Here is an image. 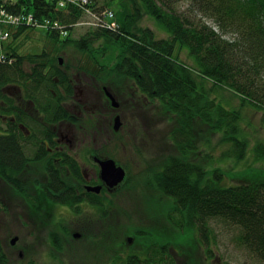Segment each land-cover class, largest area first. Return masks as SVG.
<instances>
[{"label":"trees","instance_id":"1","mask_svg":"<svg viewBox=\"0 0 264 264\" xmlns=\"http://www.w3.org/2000/svg\"><path fill=\"white\" fill-rule=\"evenodd\" d=\"M31 17L32 21L27 20ZM146 17L167 36L160 37V32L144 26ZM32 29L45 30L42 39L47 45L41 52L26 56L17 42H23L24 34ZM77 29L82 31L78 36ZM228 33L235 37L227 38ZM71 50L80 53L79 60L61 63L60 54ZM182 52L191 58V64L182 61ZM0 59L5 60L0 64V102L9 105L7 113H13V101L3 90L11 83L21 85L33 101L35 96L37 100L39 95L48 94L49 102L36 101L37 108L55 104L59 108L45 115L40 124V119L28 112H15L18 125L24 123L28 130L22 131L10 121L19 132L0 135V183L24 198L25 209L43 212V224L46 220L49 226L47 216L56 214L54 204L58 201L74 207L78 201L75 193L55 200L49 195L51 185L39 175L34 178L32 172L34 167L40 168L36 174L44 167L50 172L57 168L51 159L42 158L46 155L43 146L53 141L50 127L69 114L59 105L67 98L59 92L53 95L50 89L61 86L70 96L75 72L107 83L105 87L121 102L127 96L129 101L158 102L164 111L176 114L179 127L170 137L183 155H199L196 131L200 122L207 123L211 134L221 131L220 144H231V153L221 150L219 158L212 149L201 161L196 158L190 162L170 157L162 170H151L149 176L177 207L171 212L178 230L197 232L207 255L214 258L219 248L218 231L226 229L235 248L264 262V181L251 178L243 184L228 183L231 164L227 163L226 169L221 164L227 156L239 160L253 157L264 164L263 140L259 138L249 147V138L257 136L252 126L246 127L250 136L245 133L241 115V108L253 107L264 116V0H0ZM226 89L239 99L240 108L226 106L219 97ZM3 111L0 107L5 114ZM36 162L41 167L34 165ZM213 163L217 166L208 168ZM70 167L74 169L75 162ZM249 171L252 176L253 171ZM23 176L32 181L25 183ZM126 178L127 174L123 182ZM50 206H54V213L49 212ZM6 214L0 194V219ZM48 234L57 252L64 248L58 232ZM136 235L134 251H129L132 258L125 264H188L181 257L174 260L169 249L155 239L139 232ZM88 254L86 251L80 257ZM7 263L5 241L0 236V264Z\"/></svg>","mask_w":264,"mask_h":264},{"label":"rangeland","instance_id":"2","mask_svg":"<svg viewBox=\"0 0 264 264\" xmlns=\"http://www.w3.org/2000/svg\"><path fill=\"white\" fill-rule=\"evenodd\" d=\"M114 8L117 9V6ZM203 21L215 27L209 19ZM142 24L155 29L157 33L160 32L151 18L146 17ZM80 33L82 31L77 29L75 35L78 36ZM158 36L167 35L160 32ZM24 37L23 42L19 40L17 43L20 44L21 50L26 56L27 53L41 52V48L47 45V40L46 45H44L42 39L45 38V30L43 29L28 30ZM226 37L232 39L235 36L228 33ZM59 58L63 64L68 61L73 63L79 60L80 53L71 50L68 54H60ZM180 58L187 64L192 63L186 52H182ZM74 65H78V63H74ZM78 79L79 82L74 97L67 104L70 105L69 109L72 114V117L68 118L70 120L78 116V111L76 112L74 106L77 103L75 98L80 95V92L83 96H95L92 89H98L100 93H103L102 87L107 86V83L88 80L83 74H80ZM82 79L87 81L82 82ZM122 82L127 81L122 80ZM12 87L13 85H7L3 90L4 93L8 95L10 91L13 92ZM220 93L219 97H223L226 106H234L237 109L241 107L239 99L231 96L230 90L226 89V92ZM114 97L121 101L118 96L115 95ZM89 105L92 108L96 106L101 111L103 110L99 99L95 106ZM0 107L6 111L3 112L8 116L6 122L9 125H6L4 121H0V135L4 133L13 135L14 132H19V129L10 124L11 113H7L10 108L9 105L0 102ZM116 109H114L115 113L117 112ZM50 113V110H48L45 115ZM119 113L122 116V120L120 119L121 127L118 132L114 131L113 142L110 143L112 146L111 154L116 161L124 165L127 178L124 184L117 188V193L108 200L109 203L114 198V208L111 207L112 214H92L89 217H84L73 213L64 214L57 210L55 215L48 214L49 226H47L46 220L44 224L41 220L42 215H44L43 212L34 213L29 209H25L24 198L13 195L1 182V200L7 208V214L5 219H0V236L1 240L5 241V252L9 258L7 264H125L127 258L122 260L121 254H125L126 251L130 250L134 251L136 232L144 236L145 231H147L150 240L155 239L164 249L167 250L168 248L171 255H176L178 261L181 257L182 262L185 261L188 264H264L263 261L251 254L235 248L229 230L226 229L218 231L219 248L216 250L214 258L207 255L205 249L197 240L199 237L197 232L186 228H179L178 230V223L172 219L171 212L173 208L177 207H174L172 200L170 201L162 195L159 184H156L154 179L152 180L149 176L151 170H162L170 157L190 162L196 158L201 161L202 155H210L208 152L212 149H216V155L219 158H222L221 150L231 153V144H220L222 141L221 131L217 134H211L207 128V123L200 122V127L196 131L199 155L197 157L192 153L183 155L170 137L171 131L175 127H179L178 116L164 111L161 103L143 100L129 101L127 96ZM241 115L244 118L243 129L245 133L250 136L251 132L246 127L252 126L255 136H257L256 139L249 138V147H254L260 138L263 140L261 150L264 151L263 113L257 112L253 107H244L241 108ZM9 130L11 131L9 132ZM82 137L84 139L83 143L79 144L80 141H76L74 144L77 146L83 144L88 149L93 137L90 133ZM67 146L69 148V144ZM79 149L78 147L74 150L69 148L71 152H78ZM227 163L231 164L229 170L227 169L230 174V177H227L228 183L243 184L249 182L251 178H259V181H264V164L255 162L253 157L239 160L227 156L221 163L224 169H226L225 165ZM36 164L41 167V163L36 162L34 165ZM54 166L58 167L59 165L56 163ZM216 166V163H213L211 166L208 165V168ZM39 169L38 167L33 168L34 178L35 175L45 176L50 172L49 167H44L39 171V174H36ZM26 170L30 171V166ZM249 170L253 171L252 176L249 175ZM23 180L25 183L27 180L32 181L24 176ZM146 184H152V187L148 189ZM103 196L107 198L106 195L103 194ZM54 206H50V211ZM74 213L81 212H78L77 207H74ZM74 220L78 221L75 222ZM180 221H182V218ZM2 229H4V232ZM52 230L58 232V239L61 240L64 246L63 248L60 245L62 249H59L58 252L53 248L52 240L49 238L48 233ZM76 232L81 233L82 236L76 238ZM13 239L15 243L12 244L10 241H13ZM86 251L89 252V256L82 259L80 255Z\"/></svg>","mask_w":264,"mask_h":264},{"label":"flooded vegetation","instance_id":"3","mask_svg":"<svg viewBox=\"0 0 264 264\" xmlns=\"http://www.w3.org/2000/svg\"><path fill=\"white\" fill-rule=\"evenodd\" d=\"M72 73L71 89L73 90V93L70 94V96H67V91L61 86L56 85V89H50L53 95H55L56 92H59L64 96V98H67L63 99L59 105H62V108L66 109L69 117H72V114L69 109L70 105L67 104L73 99L77 83L79 82V75L75 72ZM55 81L58 82V78H55ZM85 81L87 80L82 79V82ZM12 89L14 91L12 90L13 92H9L13 101L11 121L17 125L18 123L15 112H20V110L21 112H28L32 114L31 116L39 118L40 121L38 123L40 124L44 121L46 111L50 110L51 112V110L59 109L56 106L57 104L48 108H37L35 101L36 96L34 97V101L29 99L26 96L24 88L18 83H14ZM102 90L103 93H100L98 89H92L95 96H83L82 92H80V95L75 98L77 103L74 106L76 112L78 111V116H76L77 118L73 117L74 119L72 120L68 119L69 117L59 119L57 124L50 127L49 130V134L52 136L53 141H49L48 143H45V146H43V152H46V155H43V159L47 157L48 159H51L53 165L56 163L59 165L56 169H54V171L48 172L45 176H41L43 181L51 185L52 193L49 195L55 197V200L57 201L62 198L70 197L73 193H75L78 198L76 207L78 212L81 213H74V206L62 204L59 201L55 204V210H59L64 214L73 213L77 216L84 217H89L92 214L111 215V209L114 208V198L111 199L109 203L108 200L109 198H112L115 193H117V188L124 183L121 182L116 186H110L108 181L103 180L101 177L102 168L100 163L106 160H114L116 166L122 167L126 172L124 165L113 158L111 154L112 146L110 145V143L113 142L112 137L115 131L114 126L116 116L119 115L122 120V116L119 111L124 101L121 102L116 98L119 102V107L116 109L117 112L115 113V108L112 107V102L107 96L106 90L107 92H112L105 86L102 87ZM46 99L49 102L48 94L46 96L41 94L37 97V101H45ZM98 99L101 102V107L103 108L102 111L95 106ZM25 102H27V104H25ZM89 104L94 105L95 108L90 107ZM39 113L41 117H39ZM0 118L3 121L8 120V116L1 112ZM83 121L84 123H82ZM39 124H37V126ZM18 127L22 131L28 130L24 123H20ZM87 133H90L93 137L92 143L88 149H86L83 144L79 146L74 144L76 141H80L79 144L83 143L84 139L82 136ZM67 144H69V148L72 150L77 147L80 149L78 152H71ZM71 162H75L74 169H71L70 167ZM65 173L67 174L66 176ZM89 185L91 186L88 188ZM103 194L106 195L107 198H105ZM50 212L54 213V209L52 208ZM74 221L77 222L78 220ZM144 233V237L149 238V236H147V231ZM81 236V233H79V238ZM122 256L127 259L132 258L129 251H126L125 254L123 253ZM173 258L178 262V257L176 255H173Z\"/></svg>","mask_w":264,"mask_h":264},{"label":"water","instance_id":"4","mask_svg":"<svg viewBox=\"0 0 264 264\" xmlns=\"http://www.w3.org/2000/svg\"><path fill=\"white\" fill-rule=\"evenodd\" d=\"M62 63V60H61ZM107 96L112 102V105L114 108L119 107V102L116 100V98L113 96L112 93L107 92ZM121 127V121L120 116H116L115 118V131H119ZM102 171H101V177L103 180L108 181L110 186H116L124 181L126 177V172L122 167H117L114 160H106L100 163ZM75 237H79V235H76ZM15 243V241H12V244Z\"/></svg>","mask_w":264,"mask_h":264},{"label":"bare ground","instance_id":"5","mask_svg":"<svg viewBox=\"0 0 264 264\" xmlns=\"http://www.w3.org/2000/svg\"><path fill=\"white\" fill-rule=\"evenodd\" d=\"M30 19H31V18H27V20H30ZM30 26H31V27H37V25H34V24H28V25H27V27H30ZM4 61H5V60L0 59V64L3 65V64H4ZM13 84H14V83H11L10 85H13Z\"/></svg>","mask_w":264,"mask_h":264},{"label":"built area","instance_id":"6","mask_svg":"<svg viewBox=\"0 0 264 264\" xmlns=\"http://www.w3.org/2000/svg\"><path fill=\"white\" fill-rule=\"evenodd\" d=\"M110 16H111V15H110ZM29 21H32V17H31V19H30ZM112 26H114V24H112Z\"/></svg>","mask_w":264,"mask_h":264}]
</instances>
